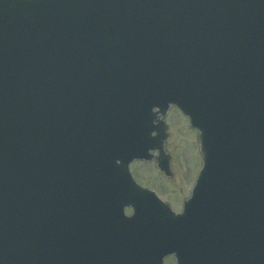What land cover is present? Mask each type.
Masks as SVG:
<instances>
[{"label":"water","instance_id":"water-1","mask_svg":"<svg viewBox=\"0 0 264 264\" xmlns=\"http://www.w3.org/2000/svg\"><path fill=\"white\" fill-rule=\"evenodd\" d=\"M171 104L205 158L181 216L129 172L170 175ZM169 254L264 264V0H0V264Z\"/></svg>","mask_w":264,"mask_h":264},{"label":"rangeland","instance_id":"rangeland-1","mask_svg":"<svg viewBox=\"0 0 264 264\" xmlns=\"http://www.w3.org/2000/svg\"><path fill=\"white\" fill-rule=\"evenodd\" d=\"M162 118L166 123L168 135L163 149L171 160L170 176L167 177L159 170L158 152L154 153V158L149 162L138 160L132 163L130 171L137 183L157 193L172 210L180 213L184 201L190 198L194 182L202 170L200 137L180 110L170 108ZM131 213V208L126 210L127 215ZM165 264H176V260L168 258Z\"/></svg>","mask_w":264,"mask_h":264},{"label":"bare ground","instance_id":"bare-ground-1","mask_svg":"<svg viewBox=\"0 0 264 264\" xmlns=\"http://www.w3.org/2000/svg\"><path fill=\"white\" fill-rule=\"evenodd\" d=\"M159 117H160L159 114H158L157 117H155V118H156V120H155V124H158L159 120H161V117H160V118H159Z\"/></svg>","mask_w":264,"mask_h":264}]
</instances>
